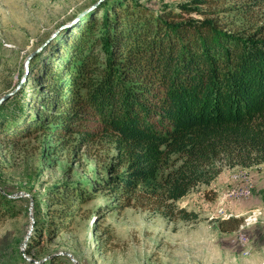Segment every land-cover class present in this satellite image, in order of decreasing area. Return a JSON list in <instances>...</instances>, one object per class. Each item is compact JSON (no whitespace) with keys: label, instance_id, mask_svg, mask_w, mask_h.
Here are the masks:
<instances>
[{"label":"trees","instance_id":"1","mask_svg":"<svg viewBox=\"0 0 264 264\" xmlns=\"http://www.w3.org/2000/svg\"><path fill=\"white\" fill-rule=\"evenodd\" d=\"M251 4L193 0L151 11L115 0L102 6L100 17H81L70 27L77 31L40 76L38 101H15L10 111L9 99L0 106V139L18 145L39 133L57 141L55 150L70 142L74 153L108 144L115 155L98 178L45 190L43 201L61 208L50 209L57 221L46 230L32 223L27 254L44 231L50 239L70 227L99 190L124 206L138 202L170 217L176 201L209 185L221 167L264 165V35L215 18L247 13ZM22 94L20 87L11 101ZM12 201L0 192V218ZM40 213L35 205L33 216ZM229 221L221 232L238 228L239 220Z\"/></svg>","mask_w":264,"mask_h":264},{"label":"rangeland","instance_id":"2","mask_svg":"<svg viewBox=\"0 0 264 264\" xmlns=\"http://www.w3.org/2000/svg\"><path fill=\"white\" fill-rule=\"evenodd\" d=\"M113 1L0 0V97L24 77L22 96L11 101L17 91L9 98L7 110L16 102L25 106L38 101L40 76L77 27L55 36L25 67L27 57L77 14L83 13L84 22L94 15L100 17L102 6ZM249 1L240 3H253ZM129 2L158 11L193 0ZM215 18L235 29H261L264 35V1L247 13H219ZM56 143L39 133L18 145L0 139V189L13 200L8 207L10 213L0 218V264H43L56 257L55 264H75L68 255L78 264H264V165L221 167L209 185H197L176 201L175 215L170 217L142 208L136 201L124 206L107 190H99L82 204L70 227L50 239L44 231L40 245L27 254L26 240L35 229L32 223H44L46 230L47 224L57 221L49 215L50 209L61 208L43 201L45 190L61 181L98 178L115 155L113 145L95 149L84 146L74 153V142L63 150H55ZM240 171L252 177L251 194L239 199L226 197L229 190L241 186L229 180L232 173ZM35 205L41 210L37 217L33 216ZM219 208L222 213H218ZM178 210L189 216L182 219L183 215L176 214ZM229 220H239L238 228L221 232L222 222H229L227 228L233 225ZM240 235L247 239L244 246L238 241Z\"/></svg>","mask_w":264,"mask_h":264},{"label":"built area","instance_id":"3","mask_svg":"<svg viewBox=\"0 0 264 264\" xmlns=\"http://www.w3.org/2000/svg\"><path fill=\"white\" fill-rule=\"evenodd\" d=\"M229 180L235 184H241V186L229 190V192H227L226 194V197L239 199V198H246L251 194V191L253 189V180L252 177L247 172L240 171V172L232 173L229 176ZM222 212L223 209L219 208L218 213H222ZM238 241L239 243H241L242 246L247 244V239L245 238L244 235H240L238 237Z\"/></svg>","mask_w":264,"mask_h":264},{"label":"water","instance_id":"4","mask_svg":"<svg viewBox=\"0 0 264 264\" xmlns=\"http://www.w3.org/2000/svg\"><path fill=\"white\" fill-rule=\"evenodd\" d=\"M89 9H87L88 11ZM83 13H80V14H77L74 18H72L70 21L66 22L65 24L59 26L55 31H53L48 38H46V40H44L39 46L38 48H36L26 59V62H25V67L28 66L29 64V61L35 56L37 55L38 53H40L49 43L50 41L55 37L57 36L59 33H61L62 31H65L66 29H69L70 27H72L75 23L78 22V20L81 18ZM24 82V77H22L19 81V83L15 86V88L11 91V92H8L6 94H4L3 96L0 97V105L5 102L6 100H8L9 98H11L18 90L19 88L21 87V85L23 84ZM0 192H2V190L0 189ZM32 204H30V208H31ZM28 238V237H27ZM71 260L75 263V264H78L74 259H72V257L70 255H68Z\"/></svg>","mask_w":264,"mask_h":264}]
</instances>
